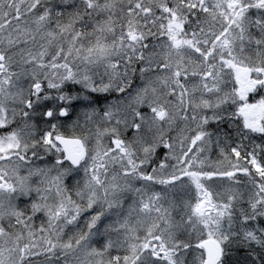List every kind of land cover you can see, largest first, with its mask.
<instances>
[{"label": "snow or ice", "instance_id": "obj_1", "mask_svg": "<svg viewBox=\"0 0 264 264\" xmlns=\"http://www.w3.org/2000/svg\"><path fill=\"white\" fill-rule=\"evenodd\" d=\"M0 264H264V0H0Z\"/></svg>", "mask_w": 264, "mask_h": 264}]
</instances>
